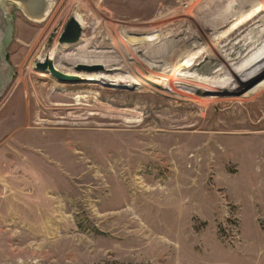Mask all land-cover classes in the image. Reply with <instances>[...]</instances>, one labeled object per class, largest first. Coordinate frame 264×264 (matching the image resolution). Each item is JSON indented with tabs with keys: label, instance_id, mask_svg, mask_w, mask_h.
Segmentation results:
<instances>
[{
	"label": "rangeland",
	"instance_id": "1",
	"mask_svg": "<svg viewBox=\"0 0 264 264\" xmlns=\"http://www.w3.org/2000/svg\"><path fill=\"white\" fill-rule=\"evenodd\" d=\"M226 1L0 2V264H264V0Z\"/></svg>",
	"mask_w": 264,
	"mask_h": 264
},
{
	"label": "water",
	"instance_id": "2",
	"mask_svg": "<svg viewBox=\"0 0 264 264\" xmlns=\"http://www.w3.org/2000/svg\"><path fill=\"white\" fill-rule=\"evenodd\" d=\"M1 1H9L17 5L28 20L37 22L43 21L49 16L56 0H0V2ZM37 5L38 7H36ZM7 27L8 23L6 14L3 7L0 5V29L4 32V29ZM80 35L81 28L79 24L75 19H71L65 26L63 33L60 35L58 44L60 47L75 45L78 43ZM76 48L77 47H71L68 51L75 50ZM49 61V58L46 57L43 64L37 63L35 65L36 71L48 74L56 81L63 84H76L82 82L80 78H77L76 76L64 74L55 69L53 63H50ZM3 64L4 63L0 61V66H3ZM102 71L103 68L98 66L88 67L79 65L74 68V73L76 74H92Z\"/></svg>",
	"mask_w": 264,
	"mask_h": 264
},
{
	"label": "bare ground",
	"instance_id": "3",
	"mask_svg": "<svg viewBox=\"0 0 264 264\" xmlns=\"http://www.w3.org/2000/svg\"><path fill=\"white\" fill-rule=\"evenodd\" d=\"M241 0H227L221 7H219V8H217V9H215V11L214 12H212L211 13V20H215V19H217L221 14H223V13H226V12H228V11H231V10H233V8L240 2ZM36 7H38V5L36 6ZM51 13V12H50ZM76 21H77V23L80 25L81 24V20L77 17L76 19H75ZM203 25V24H202ZM254 26V25H253ZM200 27V26H199ZM262 31H264V28H262L261 29ZM260 30V31H261ZM260 31H258V37H256V39L254 38V39H249V38H247L246 40H244L245 42L244 43H248V44H252V46L253 45H255L256 43H258L259 41H261L262 40V38H264V32H260ZM257 36V35H256ZM248 37V36H247ZM263 43V42H262ZM261 43V44H262ZM237 45V44H236ZM235 45V46H236ZM258 45V44H257ZM261 45H258L256 48H254L253 50H254V52H256L257 51V53H254V54H256L257 56H260L259 54L260 53H258L260 50H258L259 49V47H260ZM255 47V46H254ZM168 48L169 47H162L160 50H158V51H155V52H152V53H150V54H143V55H140L139 56V58H141V59H160L161 57H163L165 54H166V52H167V50H168ZM252 49V48H251ZM231 50V49H230ZM248 50H250V49H248ZM252 50V51H253ZM72 51V50H71ZM251 51V52H252ZM229 53V52H228ZM246 54V53H245ZM253 54V55H254ZM263 54H264V52H263ZM262 54V55H263ZM56 55H57V52H52V53H50L49 55H46V56H44V58H43V60L42 61H40L39 63L40 64H43L44 62H45V58L46 57H48L49 58V62L50 63H53V66H54V68L55 69H57V67H56V65H55V57H56ZM244 55V54H243ZM98 56V55H97ZM103 56V55H102ZM249 56V55H248ZM251 56V55H250ZM255 56V55H254ZM90 57V56H89ZM261 57V56H260ZM81 58V57H80ZM256 58V57H255ZM88 59V58H87ZM94 59V58H93ZM101 59V58H100ZM249 62V61H248ZM259 64V63H258ZM88 66V65H82V64H77L76 66ZM75 66V67H76ZM95 66H98V67H102L103 68V66H101V65H92V66H88V67H95ZM256 66V65H255ZM74 67V68H75ZM74 68H73V72H74ZM111 71H113V70H111ZM111 71H105L104 69H103V71L102 72H98V73H92V74H90V75H88L87 76V78H89L88 80H89V82H91V83H97V84H101V81H99L100 79H95L94 78V76L95 75H98L99 73H101V74H103V73H110ZM63 73H65V72H63ZM220 73H222V72H220ZM66 74H69V73H66ZM71 74V73H70ZM174 76H176L177 78H180V79H186V80H195V81H199V82H204V83H207V84H210L211 82H213V79L215 78V77H211V78H209V77H201L200 75H197V74H195V73H193V72H190V73H178V74H176L175 73V75ZM218 76V75H217ZM228 76V75H227ZM230 77V76H229ZM198 83V82H197ZM182 83H180V85H181ZM108 86H110V85H108ZM181 88H184V87H181Z\"/></svg>",
	"mask_w": 264,
	"mask_h": 264
},
{
	"label": "flooded vegetation",
	"instance_id": "4",
	"mask_svg": "<svg viewBox=\"0 0 264 264\" xmlns=\"http://www.w3.org/2000/svg\"><path fill=\"white\" fill-rule=\"evenodd\" d=\"M5 62V59H2ZM1 61V59H0ZM3 66H0V84L3 85L5 83V78H4V70ZM4 72V73H3Z\"/></svg>",
	"mask_w": 264,
	"mask_h": 264
},
{
	"label": "crops",
	"instance_id": "5",
	"mask_svg": "<svg viewBox=\"0 0 264 264\" xmlns=\"http://www.w3.org/2000/svg\"><path fill=\"white\" fill-rule=\"evenodd\" d=\"M23 163H24V162H23V159H22V160L19 162V167L21 166V170H23ZM25 163H26V162H25ZM26 164H27V163H26ZM27 165H28V164H27ZM16 172H17V171H16ZM6 176H7V175H6ZM16 176H17V174H16ZM10 181H14V180H12V179H11V180H8V179H7V180L5 181V182H6L5 186L7 185L6 187H8V183H9ZM14 183H15V182H14ZM0 185H1V184H0ZM0 187L2 188L3 186H0Z\"/></svg>",
	"mask_w": 264,
	"mask_h": 264
}]
</instances>
